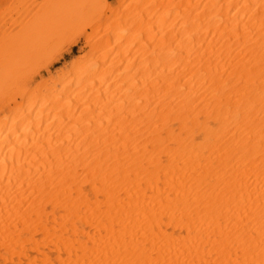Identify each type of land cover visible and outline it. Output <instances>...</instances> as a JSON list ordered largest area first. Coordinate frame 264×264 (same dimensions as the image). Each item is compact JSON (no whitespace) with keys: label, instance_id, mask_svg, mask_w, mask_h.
<instances>
[{"label":"bare ground","instance_id":"6f19581e","mask_svg":"<svg viewBox=\"0 0 264 264\" xmlns=\"http://www.w3.org/2000/svg\"><path fill=\"white\" fill-rule=\"evenodd\" d=\"M147 18L133 74L111 42L70 70L49 66L75 41L3 59L0 264H264V0Z\"/></svg>","mask_w":264,"mask_h":264},{"label":"rangeland","instance_id":"374dc122","mask_svg":"<svg viewBox=\"0 0 264 264\" xmlns=\"http://www.w3.org/2000/svg\"><path fill=\"white\" fill-rule=\"evenodd\" d=\"M149 1L156 3L158 0H0V70L4 65L3 59L11 58L22 42L26 43L28 52H34L49 42L75 41L49 66L50 72L63 66L70 70L77 57L83 58V64H87L91 49L88 43L111 42V46L118 47L106 44L105 50L113 48L108 63L120 60V53L133 47L132 56L128 60V73L133 74L142 68L148 56V34L143 29L147 30ZM42 9L49 13L50 19L46 30L38 36L34 26L35 17ZM150 42L153 40L150 39ZM13 89L5 93V87L3 89V85L0 86L2 118L4 115L10 117L15 112V104L17 106L20 102L13 95ZM9 95L13 98L15 96L14 102L9 100ZM4 102L7 103L6 108V105H2Z\"/></svg>","mask_w":264,"mask_h":264}]
</instances>
